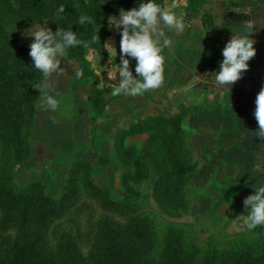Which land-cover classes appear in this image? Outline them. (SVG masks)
<instances>
[{
	"label": "rangeland",
	"instance_id": "374dc122",
	"mask_svg": "<svg viewBox=\"0 0 264 264\" xmlns=\"http://www.w3.org/2000/svg\"><path fill=\"white\" fill-rule=\"evenodd\" d=\"M134 2L139 7L148 0ZM152 2L171 9L185 24L181 33L162 22L158 25L164 32L160 45L164 38L171 43L162 47L164 82L157 89L136 96L113 95L119 86L121 35L110 25L119 19L121 9H132L123 0L98 2L97 29L103 34L99 50L87 45L81 54L73 55L66 48L65 55L58 56L63 71L48 78L28 61V73L18 90L23 112L19 142L0 124V172L15 167L18 186L29 190L35 202L20 224L13 216L22 212H12L0 196V264H15L17 240L39 229L36 216L47 210V204L63 206L40 228L60 262L74 251L78 264H101L95 251L100 221L105 218L125 234L121 240L126 250L139 248L141 264H162L159 257L167 248L165 239L171 229L184 237L186 249L194 256L191 264L223 260L230 264L243 254L264 256V225L252 230L243 225L250 212L244 200L264 186V157L244 140L250 123L246 110L234 93L225 97L195 78L215 73L212 69L218 70L223 60L222 45L217 44L220 30L216 24L209 29L206 23L211 10L215 18L220 16V10L214 12L217 0ZM56 19L23 18L0 7L1 27L11 44L29 52L34 38L25 37V29L48 23L55 32ZM217 20L223 24L221 18ZM127 58L134 79H139L136 60ZM214 63L217 67H212ZM45 79L52 85L45 91L58 101L55 111L46 105L42 109L38 99L37 87ZM105 86L110 93L98 114L92 101ZM165 145L172 148L168 149L171 158L191 166L175 188L160 182V147ZM140 172L147 175L136 180L133 176ZM72 191L75 195L64 201ZM47 196L51 203H46ZM104 196L126 207L113 206ZM139 216L155 223L154 241L146 248L129 234Z\"/></svg>",
	"mask_w": 264,
	"mask_h": 264
},
{
	"label": "trees",
	"instance_id": "16d2710c",
	"mask_svg": "<svg viewBox=\"0 0 264 264\" xmlns=\"http://www.w3.org/2000/svg\"><path fill=\"white\" fill-rule=\"evenodd\" d=\"M97 1L99 2V0H0V7L4 5L7 10L23 18L56 17L59 29L74 32L76 38L82 41L79 45L68 47L73 55H77L85 50V45H90L97 50L101 48L103 34L101 30L97 29L100 25L99 3ZM123 1L129 5L132 4V8L138 7L134 0ZM156 1L161 4L163 2V0ZM61 5L64 6L65 11L57 15ZM82 14L90 17L91 22L86 21L84 24H80L79 19ZM93 37L96 39L93 40ZM28 53L29 50L26 47L11 44L0 22V124L9 130L13 137L17 138V142H19L18 136L23 126V112L18 90L20 83L25 80L28 73V61H32L28 57ZM109 93L110 90L107 86L96 92L92 102L98 114H102ZM167 121H171V118H167ZM160 148L159 160L163 167L160 182L167 188H175L182 182V175L189 173L191 166L184 163L181 158H171V151L168 150L171 148L169 145ZM145 175L147 174L140 172L133 177L136 180H141ZM16 180L17 170L15 167L6 166L0 172V196L4 199L5 204L12 209V212L14 210L22 212L19 216H13V219L24 224L25 219L30 215L35 198L31 196L29 190L21 189ZM74 195V191L67 193L64 201ZM104 199L113 206L126 207L121 201L108 200L106 196ZM45 201L51 203L53 200L51 196H47ZM47 206L45 212L36 216V225L39 226V229L30 234H22L17 240L15 264H78V254L74 251L60 262L55 260L49 250L40 228L52 215L62 212L63 206L57 208L52 204H47ZM138 220H142V224H138ZM129 234L132 237L135 236L144 248L150 246L155 237L154 220L147 216H139L132 222ZM262 235L264 238V231ZM125 237L123 231L111 220L105 218L100 221L99 245L95 252L101 264H141L138 247L132 248L131 252L123 247L121 238ZM165 240H169V242L159 257L162 264H191L194 256L192 252L186 249L188 244L184 241L182 234L178 236L177 231L171 229L168 231ZM214 263L225 264L226 260ZM230 264H264V256L257 259L249 254H243Z\"/></svg>",
	"mask_w": 264,
	"mask_h": 264
},
{
	"label": "clouds",
	"instance_id": "9594fccd",
	"mask_svg": "<svg viewBox=\"0 0 264 264\" xmlns=\"http://www.w3.org/2000/svg\"><path fill=\"white\" fill-rule=\"evenodd\" d=\"M65 8L61 5L57 15L63 13ZM119 19L110 25L120 31V64H119V86L113 91V95L121 92L130 96L142 94L149 89H157L164 82V57L161 54L162 47H168L171 41L164 38L163 45H160V37H164L163 30L158 29L162 22L165 26L175 29L178 33L184 31L185 24L182 19H178L171 9H162L159 5L148 0L139 7L125 11L121 9ZM91 22V18L81 15L80 24ZM44 25H34L25 29V37H33L30 43L29 56L32 65L39 70L45 78L53 73H60V60L58 56L65 55L66 48L82 43L76 38L72 31H63L57 27L53 32L50 27ZM251 27V25H249ZM96 37H93L95 40ZM254 41L246 36L233 35L222 49L223 60L220 62L219 70L215 73L205 72L195 78L201 83L213 87L232 88L241 79V73L249 67L250 61L255 55ZM87 46V45H85ZM136 60L135 73L139 79H134L133 73L129 69V59ZM79 77L82 72H77ZM112 73L108 72L111 78ZM209 77L212 79L210 80ZM52 85L45 81L37 87L41 93L39 101L42 109L46 105L47 109L55 111L58 101L53 95H49L45 90L51 89ZM255 111L253 113L257 123V136L264 138V87L256 95ZM245 208H250V212L243 220V225L252 230L257 226L264 225V186L259 187L255 194L248 196L244 200Z\"/></svg>",
	"mask_w": 264,
	"mask_h": 264
},
{
	"label": "crops",
	"instance_id": "0c3cea01",
	"mask_svg": "<svg viewBox=\"0 0 264 264\" xmlns=\"http://www.w3.org/2000/svg\"><path fill=\"white\" fill-rule=\"evenodd\" d=\"M216 6L214 12L220 10L219 18H215L216 16L211 10L207 14L208 19L206 23L209 29H212L215 24V29L217 27L219 28V43L217 44L222 45V48L219 47L220 51H222L233 35L238 37L246 36L254 41L253 46L256 50V55L248 61L249 67L241 73V79L232 88L216 87V90L219 94L220 92H224L225 97L234 93L242 100V107L246 110L248 121H250L245 132L244 140L251 147L255 148L257 154L263 158L264 138L257 136L258 123L253 113L256 107V95L261 87H264V0H217ZM220 18L223 24L219 25V20L217 19ZM216 50L218 49L216 48ZM212 67H217V65L214 63ZM212 70L215 72L218 71ZM242 114H244L243 111Z\"/></svg>",
	"mask_w": 264,
	"mask_h": 264
}]
</instances>
